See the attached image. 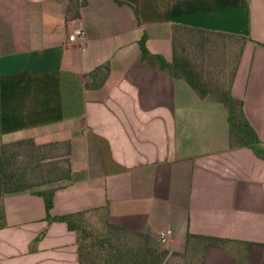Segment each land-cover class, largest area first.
<instances>
[{
  "label": "crops",
  "instance_id": "crops-1",
  "mask_svg": "<svg viewBox=\"0 0 264 264\" xmlns=\"http://www.w3.org/2000/svg\"><path fill=\"white\" fill-rule=\"evenodd\" d=\"M69 3L0 0V144L69 143L51 215L96 211L171 252L189 232L227 238L205 264H264V159L232 148L225 105L172 67L175 24L245 36L232 93L264 146V0H87L77 17ZM46 215L31 191L0 196V264H79L77 232Z\"/></svg>",
  "mask_w": 264,
  "mask_h": 264
},
{
  "label": "trees",
  "instance_id": "trees-1",
  "mask_svg": "<svg viewBox=\"0 0 264 264\" xmlns=\"http://www.w3.org/2000/svg\"><path fill=\"white\" fill-rule=\"evenodd\" d=\"M122 3V0H116ZM87 3V0H70L67 9L70 17H77L80 8ZM182 30L203 33V34H219L223 36L238 37L242 40L241 49L235 67L233 69L230 83L228 86L219 84V82L212 83L209 80V75L203 67L194 62L190 56L189 46L187 41L179 37V32ZM245 36L235 35L225 32H217L206 30L203 28H196L181 24H175L173 29V73L175 78L186 80L195 92L203 99L218 101L225 105L227 108V120L229 123L230 131V146L232 148L247 146L253 149L255 154L264 159V146L261 139L250 122L246 111L244 100L237 98L232 93V85L236 76L238 63L241 53L243 51ZM191 42V41H188ZM146 36L141 40V47L146 49ZM192 45V43H190ZM111 71V64L109 61L97 66L91 72L85 75V86L87 88L97 89L102 87ZM24 143L36 145L33 139H22L8 143L0 144V196L7 193H16L23 191H31L34 194L40 195L44 198L46 207V218L49 221H64L67 223L70 230L76 231L78 234V257L79 264H169V257L172 255H183L190 246L195 245L196 241L202 243L201 251V264L204 263V247L207 244L222 246L225 242L230 241L227 238L188 233L186 240V249L184 252L170 251L167 248H161L151 245L150 236L148 233L132 229L123 225L111 223L102 213L97 214L96 211L87 212H74L62 215H51V208L53 206V197L55 194V187L40 188L38 190H31L32 184L28 182L25 173H19L11 167L10 160L17 158L19 152H14V148L22 147ZM57 144L64 143L67 147V154L69 151L68 142H56ZM51 144V143H50ZM52 144H54L52 142ZM43 144L42 146H44ZM67 164V170L61 177L64 179L70 178V163L67 158L64 160ZM102 216L106 220L107 228L111 233L115 234H132L138 238L132 246L128 244L126 247H120L115 244H108L107 238L95 236V234L88 228L83 216ZM41 233L36 239L38 241ZM88 240H95L100 249L104 252L99 253L95 251L94 246L89 250ZM112 240V239H111ZM106 251V252H105Z\"/></svg>",
  "mask_w": 264,
  "mask_h": 264
},
{
  "label": "rangeland",
  "instance_id": "rangeland-1",
  "mask_svg": "<svg viewBox=\"0 0 264 264\" xmlns=\"http://www.w3.org/2000/svg\"><path fill=\"white\" fill-rule=\"evenodd\" d=\"M179 37L187 41L191 58L204 68L210 82L229 85L242 45L240 38L186 30L180 31ZM53 143H37L36 145L24 143L22 147H16L13 150L19 152V156L10 160L11 167L19 173L26 174L28 182L32 184L31 190L55 187L65 182L61 176L67 170V164L64 162L68 158L67 147L64 143L57 144L55 141ZM43 144L45 145L42 146ZM82 218L95 236L107 238L108 244L126 247L138 241V238L132 234L111 233L102 216L91 215ZM87 244L89 250L92 246L96 252L100 249L95 240H88ZM202 246L201 242L196 241L195 245L192 244L183 255L170 256L169 264H201ZM161 248L166 247L163 245ZM101 252H104V249H100L99 253Z\"/></svg>",
  "mask_w": 264,
  "mask_h": 264
},
{
  "label": "built area",
  "instance_id": "built-area-1",
  "mask_svg": "<svg viewBox=\"0 0 264 264\" xmlns=\"http://www.w3.org/2000/svg\"><path fill=\"white\" fill-rule=\"evenodd\" d=\"M85 39V30L82 27L75 28L70 34H69V41L70 42H82ZM161 242L162 244H166V233L162 232L161 234Z\"/></svg>",
  "mask_w": 264,
  "mask_h": 264
}]
</instances>
